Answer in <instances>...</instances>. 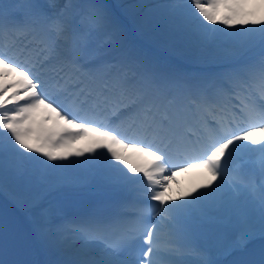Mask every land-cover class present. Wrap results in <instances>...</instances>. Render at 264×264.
<instances>
[{
    "label": "snow or ice",
    "instance_id": "snow-or-ice-1",
    "mask_svg": "<svg viewBox=\"0 0 264 264\" xmlns=\"http://www.w3.org/2000/svg\"><path fill=\"white\" fill-rule=\"evenodd\" d=\"M121 7L0 0V190L26 167L47 170V188L69 183L47 162L85 157L93 182L120 194L71 227L40 208L34 230L61 256L45 264H216L195 242L205 226L230 234L225 254L245 253L232 264H264V243L258 259L247 253L264 242V0ZM129 24L235 62L196 78L162 73L129 43ZM194 169L203 180L171 195L169 183Z\"/></svg>",
    "mask_w": 264,
    "mask_h": 264
},
{
    "label": "bare ground",
    "instance_id": "bare-ground-1",
    "mask_svg": "<svg viewBox=\"0 0 264 264\" xmlns=\"http://www.w3.org/2000/svg\"><path fill=\"white\" fill-rule=\"evenodd\" d=\"M128 41L130 44H133L136 40L135 37L129 36ZM149 53L150 58L147 59L152 62L158 71L162 73L180 72L182 64L173 61L169 62L165 58L168 57L166 54H161L160 51L154 50ZM185 67L188 68V65H185ZM185 67L183 70H185ZM125 151L132 158L133 163L143 161L137 154L132 153L131 150ZM66 162L69 165L67 169L73 170L71 173L68 170L63 171L69 177L70 182L60 184L55 188L45 187L40 194L31 198V200L17 195L7 187V195L3 190H0V240L2 238L8 240L11 244L12 253L18 260L24 259L25 262H30V264H39V259L44 254L55 256L58 253L56 250L47 247L40 238H34L33 231L29 230V225L37 221L40 208L54 207L57 209L58 216L67 213L71 206L82 200L92 190L103 188L93 182L94 168L90 167L89 161L85 157H71ZM30 170V168L26 167L22 171L29 173ZM41 176H43V173ZM182 180L189 181L194 186L203 180L202 170L194 169L189 172L179 173L176 180L169 183V192L175 190V187ZM18 201H22V203H18ZM32 207L35 208L37 213L36 218L26 215L27 211L31 210ZM21 230L27 235L26 243L21 238ZM227 238L229 237L225 239ZM224 240L214 243L213 249L215 251L221 250ZM189 258L194 259L193 257Z\"/></svg>",
    "mask_w": 264,
    "mask_h": 264
},
{
    "label": "rangeland",
    "instance_id": "rangeland-1",
    "mask_svg": "<svg viewBox=\"0 0 264 264\" xmlns=\"http://www.w3.org/2000/svg\"><path fill=\"white\" fill-rule=\"evenodd\" d=\"M61 0H58V2H60ZM122 2V5H129V4H145V3H149V4H154V3H164L166 2V0H161V1H157V0H120ZM107 4V3H106ZM151 26V25H150ZM150 26H148L145 30V32H147L149 34V36L153 33V35L151 37H156V40L160 43H165L168 47H169V40L167 39V37H169L170 39H173L175 37H177L178 35L174 34V33H170L169 31H165L162 33H158V29L154 28L153 30H150ZM158 25H154V27H156ZM150 33H149V32ZM174 41V40H173ZM168 42V43H167ZM171 43V42H170ZM174 43L177 45L176 48L174 47H170V49L172 51L176 50V51H181L182 53L188 55L189 57L196 59V58H202V55H206L210 53V56L215 55L217 58L223 59V58H228L230 57L229 55H227L224 51L222 50H218V51H212L209 50L208 48H194L191 49L190 47L188 49L184 48V41L183 42H179V41H174ZM227 44V43H226ZM225 44V45H226ZM173 46V45H172ZM222 49H227L230 48L229 45L224 46L222 44ZM215 58V59H217ZM49 164H52L54 167H59L62 171L64 170H68L69 173H71L72 170H69L67 168H63V165H58L55 162H47ZM47 170H45L43 172V176L37 178L35 180L34 177H32L30 175V177H27L26 179H22L20 181L19 186L17 185H13L11 184V177L14 175L13 172H9L8 174V178H7V183L6 186H9V189H11L13 192L18 193L17 195L26 198L28 200H31V198L37 196L38 194L41 193V191L46 187L47 181L45 180V175H46ZM22 187V188H21Z\"/></svg>",
    "mask_w": 264,
    "mask_h": 264
}]
</instances>
